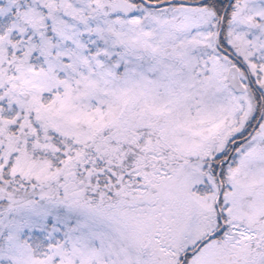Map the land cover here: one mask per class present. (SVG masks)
<instances>
[{"label":"snow or ice","instance_id":"obj_1","mask_svg":"<svg viewBox=\"0 0 264 264\" xmlns=\"http://www.w3.org/2000/svg\"><path fill=\"white\" fill-rule=\"evenodd\" d=\"M0 264H264V0H0Z\"/></svg>","mask_w":264,"mask_h":264}]
</instances>
